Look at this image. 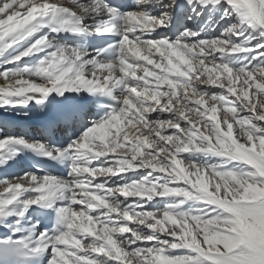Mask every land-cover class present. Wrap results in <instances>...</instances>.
<instances>
[{
	"label": "snow or ice",
	"instance_id": "6c2138e0",
	"mask_svg": "<svg viewBox=\"0 0 264 264\" xmlns=\"http://www.w3.org/2000/svg\"><path fill=\"white\" fill-rule=\"evenodd\" d=\"M0 78V264H264V0H0Z\"/></svg>",
	"mask_w": 264,
	"mask_h": 264
},
{
	"label": "bare ground",
	"instance_id": "6f19581e",
	"mask_svg": "<svg viewBox=\"0 0 264 264\" xmlns=\"http://www.w3.org/2000/svg\"><path fill=\"white\" fill-rule=\"evenodd\" d=\"M0 80H2V78H0ZM27 127L28 126L26 125V123L20 122L18 125L12 126V128L9 131H11L12 134L26 135L28 138L40 139L41 135L36 129L31 128V129H29L28 132H25V128H27ZM23 171H25V167L20 163V161H18L13 167L7 169V172L10 174H13V175H19ZM3 172H4V170L0 169V176L3 175ZM54 174L55 175H62V170L58 166H55L54 167ZM2 233L3 232H0V234H2Z\"/></svg>",
	"mask_w": 264,
	"mask_h": 264
},
{
	"label": "rangeland",
	"instance_id": "374dc122",
	"mask_svg": "<svg viewBox=\"0 0 264 264\" xmlns=\"http://www.w3.org/2000/svg\"><path fill=\"white\" fill-rule=\"evenodd\" d=\"M190 91V90H189ZM226 127V126H225Z\"/></svg>",
	"mask_w": 264,
	"mask_h": 264
}]
</instances>
